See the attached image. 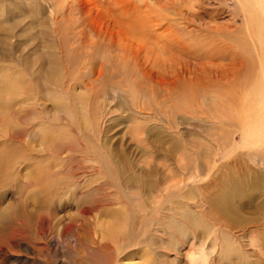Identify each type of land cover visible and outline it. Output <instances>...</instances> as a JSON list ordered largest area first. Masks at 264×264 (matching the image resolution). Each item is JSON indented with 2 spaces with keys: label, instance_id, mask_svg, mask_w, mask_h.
Returning a JSON list of instances; mask_svg holds the SVG:
<instances>
[{
  "label": "rangeland",
  "instance_id": "374dc122",
  "mask_svg": "<svg viewBox=\"0 0 264 264\" xmlns=\"http://www.w3.org/2000/svg\"><path fill=\"white\" fill-rule=\"evenodd\" d=\"M73 1L0 0V94H2L0 100L4 101L0 103L2 111H0V119L3 118L0 122H3L7 128L16 130L18 127V131L26 126V131L25 129L20 131L22 135L17 137L18 142L14 139V142L12 139L9 140L11 135L6 134L7 131L0 133V137L3 135L2 137H6L4 139L7 141H0L2 143L0 146L5 147L3 149L0 147V154L3 152L6 155V150L7 152L10 150L6 161L15 154L13 160L19 162H17L18 166L15 165L17 168L12 164L13 160L10 161L11 164L9 163L14 166L13 169L5 162L3 163L5 170H1L4 169L3 166L0 168V180L7 179L0 183V189L3 188L0 190V210L9 206L8 199L12 200L10 205H13L14 209H19L15 223L19 226L22 220V222L27 221L24 223L31 231H35L33 225L38 216H46L49 221L47 230L45 228L39 232L42 237L40 236L39 242L36 240V244L33 240H27L28 242L12 240L14 249L12 253H7L1 242L16 224H6V226L1 224L0 264H107V262L108 264H202L199 260L202 256L205 262L209 259L207 264H224L220 248L214 247H219L224 240L233 243L232 245L238 249L237 252L246 255L248 264H255L257 260L260 263L258 258L260 251L256 246L251 245L253 244L251 239L254 236L253 224H262L264 220V187H257L260 188V193L242 203L241 223L239 220L231 224L234 227V234L226 229L223 230L227 233L223 232L219 224L214 226L208 219L210 215L215 219L220 218V213L212 210L218 204L215 196L227 188L212 187L213 180L219 174L224 185L228 183L227 179L230 180L231 176L237 175L240 180L247 181V185H244L248 188L249 185L255 184L264 186V183L260 182L261 176L264 175V147L256 146L258 144L244 147L243 130H240L239 124L234 135L232 134L234 129L219 124L233 109L238 111V121L240 119L242 121V116L247 114L242 113L247 106L244 99L248 90L243 88L244 79L241 70L245 69L243 65L246 62L252 61V56L249 57L243 48L240 50L238 47L242 41L241 29H244V26L241 24L242 17L233 19L232 13L236 14L235 11L239 9L237 0ZM79 4L81 5L78 6ZM82 5L85 8L92 7L90 9L93 12L90 11L91 16H88L92 20L87 18L90 13L87 14V8L84 9ZM105 9H107L106 14ZM85 16L88 21L85 20ZM231 48L232 50L237 48L241 54L235 52L236 50L231 52ZM231 53L237 54V57L234 55L233 58ZM239 59L243 60L242 68ZM54 72L55 75L52 76ZM50 80L54 81L51 83ZM27 85L28 87L31 85L30 89L26 88ZM20 87L23 88L20 90ZM122 88L126 89L125 93L128 95L125 98L123 97L125 93L121 94L117 90H123ZM18 89L20 92L17 91ZM114 90L119 94L114 93ZM64 92H67L66 95ZM130 92L132 96L135 95L133 98L129 96ZM8 93L10 96H7ZM3 94H7L8 98L14 94L12 96L14 99H9L10 102ZM145 95L148 103L144 98ZM55 97L61 104L56 102ZM82 97L84 102L81 100ZM25 101L30 107L25 106ZM67 101H70V105L74 103L71 108L67 105ZM23 102L25 104L22 105ZM143 105L145 111L141 108ZM176 105L179 106L178 109ZM225 108L226 116L222 114ZM35 111L39 113L36 114ZM75 111L77 113H74ZM137 112L140 115L136 114ZM87 113L89 117L86 116ZM25 115L27 116L25 123H28L27 119H29L33 123L36 122V125L32 126L31 122L25 125L22 120ZM70 115H74L75 119L69 118ZM144 115L149 116L146 117L148 121L144 120ZM216 115L219 120L215 119ZM5 117L8 120L13 118L14 121L23 122L18 124L12 119L16 126L8 127L13 123ZM168 120L170 125L166 122ZM46 123L51 126L48 124L46 126ZM166 124L168 127L165 126ZM44 125L49 127V131L51 130L46 132L49 140L63 143L61 140L73 138L77 139L78 147H64L62 150L60 148L56 150L54 147L56 153L50 147L48 148L50 151L47 152L51 154L39 151L35 134L40 129L36 127L47 130L43 128ZM44 130L43 133L41 132L43 136ZM139 131L145 132L146 134L143 132L142 134L146 139L149 138L144 141L145 138L139 137L141 136ZM51 132L55 134L53 137L49 134ZM42 135L39 132V142ZM32 136H36L35 139ZM2 137L0 140L3 139ZM10 141L16 143L15 145L20 144L17 145L19 147ZM32 145L35 146V150ZM20 148L26 151L23 153L27 160L22 158L25 156ZM251 150L256 151V155L250 152ZM42 160L47 161L45 163L48 166ZM35 161L39 162L38 165L41 162L43 164L38 166L34 175L27 173L26 168L31 167L36 163ZM9 174L11 178H8ZM30 175L34 179L39 178V175L42 176L43 183L37 180L28 181L27 177ZM123 176L126 178L124 179ZM26 179L31 183H27ZM8 182L10 183L6 184ZM42 186L45 191H41ZM29 193L33 195L30 196ZM48 193L49 195H46ZM117 201L121 202L118 204ZM92 203L94 204L91 205ZM182 206L186 209L188 207L190 213L183 212ZM44 209L49 211L43 212ZM211 210L214 212L209 215ZM99 213H102V216ZM184 214L186 217H183ZM196 216L207 222L205 223L207 229L192 230L189 222L196 219ZM102 217H105V222ZM116 218L122 221L129 218L126 227L129 231L111 235L109 232H113L112 225ZM227 219L230 220L229 216ZM180 222L189 228L186 232L189 235L175 227ZM39 234L36 233L32 237H37ZM95 237L100 239L98 243ZM91 243L93 244L89 246ZM93 245L97 248L92 247ZM260 258L264 261L263 253Z\"/></svg>",
  "mask_w": 264,
  "mask_h": 264
},
{
  "label": "bare ground",
  "instance_id": "6f19581e",
  "mask_svg": "<svg viewBox=\"0 0 264 264\" xmlns=\"http://www.w3.org/2000/svg\"><path fill=\"white\" fill-rule=\"evenodd\" d=\"M73 1V0H72ZM73 2H75V1H73ZM77 2V1H76ZM75 2V3H76ZM88 2V1H87ZM237 2H238V5H239V9L237 10V11H235V12H237L236 14L235 13H232L233 15H234V17H233V19H235V18H237V19H239L238 17H242L243 19V23L241 22V24H243L242 26H244V29H241V35L243 36L242 37V41H240V46L238 45V47H240V50H241V48H243L244 49V52L250 57V56H252V58H251V62H246V64L245 65H243L244 63L240 60L242 57H240V56H238L240 59V61H239V63L241 62L242 64H239V65H241V67L238 65V69L240 70V68H242V65L243 66H245V69L244 70H241V71H243L242 73H243V79H244V81L242 82V84H243V88L247 91L248 90V93L246 94V97H245V103L247 104V106L245 107V109H243L242 110V113L243 114H246L245 116H242V121H241V119L238 121V118H239V114H238V111H236V110H231V111H229V113H227V118L225 119V120H222V121H220V123L219 124H223V126L224 125H226L227 127H229V129H234V131H233V135L236 133V129L237 128H239L238 126H237V124H239L240 125V130H243L242 131V142H243V146L244 147H247V146H252V145H256V144H258V145H256V146H259V147H261V146H263L264 147V0H237ZM79 3V2H78ZM77 3V4H78ZM89 3V2H88ZM95 3V2H94ZM234 3H235V1H234ZM76 4V5H77ZM237 4V3H236ZM81 4H79L78 6H80ZM85 5V4H84ZM87 5V4H86ZM88 6V5H87ZM126 6V5H125ZM82 7L84 8V9H90V8H92V7H84L83 5H82ZM137 7V6H136ZM72 8V7H71ZM77 8H79V7H77ZM104 8V7H103ZM86 9V11H87V14H88V12L90 13V11H91V9L90 10H87ZM112 9V8H111ZM95 10V9H94ZM107 9H105V14H106V11ZM84 12H85V10H84ZM83 12V13H84ZM93 11H91V13H92ZM97 13L99 12V11H96ZM199 12V11H198ZM82 13V12H81ZM91 13L90 14H86L87 15V18H89L88 16H91ZM85 15V14H84ZM97 16V15H96ZM87 18H86V16H85V20H87ZM89 19H91V18H89ZM94 19V18H93ZM98 19V18H97ZM92 20V19H91ZM88 21V20H87ZM92 24V23H91ZM241 26V27H242ZM243 28V27H242ZM234 33V32H233ZM208 34V33H207ZM214 34V33H213ZM233 35V34H232ZM206 36V35H205ZM226 36V35H225ZM241 37V36H240ZM204 40H206V39H204ZM236 41V40H235ZM237 43H238V41H236ZM205 43V42H204ZM231 43H232V41H231ZM234 44V43H233ZM239 44V43H238ZM235 45V44H234ZM236 46V45H235ZM230 47H232L231 45H230ZM237 47V46H236ZM132 49V48H131ZM180 50V49H179ZM231 50H232V48H231ZM234 50H236L235 52H237L238 51V49L237 48H234L231 52H233ZM239 50V51H240ZM238 51V52H239ZM234 52V53H235ZM237 52V53H238ZM239 54H241L240 52H239ZM231 55H233L232 53H231ZM236 57H237V54H234ZM234 55H233V58H234ZM230 56V55H229ZM144 58V57H143ZM244 59V58H243ZM246 59V58H245ZM235 60H237V59H235ZM247 60V59H246ZM245 61V60H244ZM52 62V64H53V60L51 61ZM49 63V62H48ZM29 64V63H28ZM55 64V63H54ZM59 64V63H58ZM238 64V63H237ZM56 66H59V65H56ZM61 66V65H60ZM24 67H26V66H24ZM141 67V66H140ZM143 67V66H142ZM240 67V68H239ZM58 68V67H57ZM231 68V67H230ZM25 69V68H24ZM147 69V68H146ZM27 70V69H26ZM55 70H56V68H55ZM238 70V71H239ZM130 71V70H129ZM213 71V70H212ZM53 72V71H52ZM185 72V71H184ZM143 73V72H142ZM241 73V74H242ZM34 74V73H33ZM33 74H31V75H33ZM52 74V73H51ZM50 74V75H51ZM36 75H37V73H36ZM53 75H55V72L52 74V76ZM57 76V75H56ZM125 76V75H124ZM33 77H34V75H33ZM32 77V78H33ZM58 77V76H57ZM35 78V77H34ZM47 78H49V76H47ZM46 79V78H45ZM54 79V78H53ZM34 80V79H33ZM48 80V79H47ZM57 80V79H56ZM127 81H129V79H126ZM7 81V80H6ZM5 81V82H6ZM46 81V80H45ZM51 81H54V80H50V82ZM58 81V80H57ZM59 82H61V81H59ZM126 82V81H125ZM233 82V81H232ZM20 83H21V80H20ZM19 83V84H20ZM24 83V82H23ZM23 83H22V85H23ZM29 83V82H28ZM47 83V82H46ZM52 83V82H51ZM56 83V82H55ZM122 83H124L123 81H122ZM142 83V82H141ZM241 83V82H240ZM14 84H15V82H14ZM24 84H27V83H24ZM30 84V83H29ZM58 84V83H57ZM128 84V83H127ZM22 85H19V86H22ZM33 85V84H32ZM52 85V84H51ZM77 85V84H76ZM130 85H131V83H130ZM25 85H23V87H24ZM127 86V85H126ZM129 86V85H128ZM18 87V86H17ZM23 87H20L19 89L21 90V88H23ZM28 87V85L26 86V88ZM29 87H31V85L29 86ZM28 87V88H29ZM79 87V86H78ZM142 87V86H141ZM124 88V87H123ZM122 88V89H123ZM128 88H132V87H128ZM138 88V87H137ZM236 88V87H235ZM241 88V87H240ZM19 89L17 90V91H19ZM30 89V88H29ZM78 89V88H77ZM110 90H111V88H110ZM118 90V92L119 93H121V94H123V93H125V91H126V89L123 91V90H120L119 91V89H117ZM117 90H114V93H116L117 92ZM141 90V89H140ZM76 91H78V90H76ZM79 91H81V90H79ZM83 91V90H82ZM127 91H130V90H128L127 89ZM20 92V91H19ZM111 92H112V90H111ZM117 92V93H118ZM123 92V93H122ZM132 92V91H131ZM131 92H130V94H129V96H132V94H131ZM245 92V91H244ZM2 93V92H1ZM10 93V92H9ZM8 93V94H9ZM60 93H61V91H60ZM60 93H58V94H60ZM65 93V92H64ZM67 93V92H66ZM66 93H65V95H66ZM84 93V92H83ZM86 93V92H85ZM113 93V92H112ZM118 93V94H119ZM128 93V92H127ZM10 94H12V92L10 93ZM10 94L9 95H7V94H3L4 95V97L7 95V96H10ZM81 94V93H80ZM120 94V95H121ZM169 94V93H168ZM0 95H2V94H0ZM14 95V94H13ZM12 95V96H13ZM64 95V97H66ZM134 95V94H133ZM137 95V94H136ZM6 96V99L8 98ZM11 96V98L12 99H14L13 97ZM30 96V95H29ZM53 96V95H52ZM56 96V95H55ZM63 96V95H62ZM88 96V95H87ZM117 96V95H116ZM126 96H128V95H126V93H125V96L123 95V97L125 98ZM135 96V95H134ZM134 96H132V98L134 97ZM167 96V95H166ZM61 97V96H60ZM59 97V98H60ZM69 97H71V96H69ZM140 97H144V96H140ZM139 97V98H140ZM2 98V97H1ZM11 98H8V100L9 99H11ZM56 99H57V97H55ZM54 98V99H55ZM62 98V97H61ZM60 98V99H61ZM67 98H68V96H67ZM83 98L84 97H82L81 98V100L83 101ZM144 98H146V95H145V97ZM168 98H170V97H168ZM227 98H229V97H227ZM36 99V98H35ZM52 99V98H51ZM223 99V98H222ZM62 100V99H61ZM67 100V99H66ZM80 100V99H79ZM80 100V101H81ZM91 100V99H90ZM139 100V99H138ZM137 100V101H138ZM140 100H141V98H140ZM235 100V99H234ZM0 101H2V102H0V103H3L4 101L3 100H0ZM10 101V100H9ZM8 101V102H9ZM53 101V103H54V100H52ZM81 101V102H82ZM87 101H89V100H87ZM148 100H147V98H146V102H147ZM11 102V101H10ZM26 102V101H25ZM25 102H23L22 103V105L23 104H25ZM56 102H58V99H57V101ZM63 102V101H62ZM68 102V101H67ZM70 102V101H69ZM69 102H68V106L70 107L71 105H73L74 103H72L71 105L69 104ZM81 102H79V103H81ZM84 102V101H83ZM133 102H134V100H133ZM149 102V101H148ZM147 102V103H148ZM59 103V102H58ZM139 103V102H138ZM154 103V102H153ZM235 103V102H234ZM36 104H37V102H36ZM57 104V103H56ZM59 104H61V103H59ZM102 104V103H101ZM134 104H135V102H134ZM137 104V103H136ZM10 105V104H9ZM53 105V104H52ZM83 105V104H82ZM177 105H178V103H177ZM177 105H176V107H177ZM25 106H28V107H30V105H28L27 104V102H26V105ZM34 106H35V103H34ZM37 106V105H36ZM54 106H55V104H54ZM61 107H62V105H60ZM92 106V105H91ZM95 106V105H94ZM136 106H138V105H136ZM144 106L145 105H143V106H141V108H143L144 109ZM174 106V105H173ZM185 106V105H184ZM183 106V107H184ZM227 106H229V105H227ZM226 106V108H228ZM57 107V106H56ZM79 107H80V105H79ZM176 107H172V108H176ZM179 107V106H178ZM178 107H177V109H178ZM233 107H235V106H233ZM21 108H23V106H21ZM54 108V107H53ZM52 108V109H53ZM63 108H64V106H63ZM71 108V107H70ZM151 108V107H150ZM185 108V107H184ZM223 109L222 110V114L223 115H225L226 116V110L227 109ZM6 109V108H5ZM4 109V110H5ZM25 109H26V107H25ZM29 108H27V110H28ZM36 108H34V110H35ZM56 109V108H55ZM137 109V108H136ZM135 109V110H136ZM138 109H139V106H138ZM149 109V108H148ZM153 109V108H152ZM229 109V108H228ZM68 110V109H67ZM71 110H73V109H71ZM81 110H82V108H81ZM93 110V109H92ZM104 110V109H103ZM133 110V109H132ZM140 110H142V109H140ZM156 110H158V109H156ZM174 110H176V109H174ZM219 110V109H218ZM216 111V113H218L219 111ZM1 111V110H0ZM18 111V110H17ZM16 110H15V112H17ZM23 111H24V109H23ZM50 111V110H49ZM52 111H56V110H52ZM84 111H86V110H84ZM143 111V110H142ZM141 111V112H142ZM144 111H145V109H144ZM2 112V111H1ZM11 112V111H10ZM19 112V111H18ZM26 112V111H25ZM30 112V111H29ZM66 112V111H65ZM70 112V111H69ZM68 112V113H69ZM93 112V111H92ZM105 112V111H104ZM6 113V112H5ZM35 113L36 114H38L39 112L38 111H35ZM56 113V112H55ZM54 113V114H55ZM74 113H77L76 111L74 112ZM83 113V112H82ZM85 113V112H84ZM100 113H102V112H100ZM168 113V112H167ZM28 114V111H27V113H26V115ZM34 114V113H33ZM57 114V113H56ZM69 114H71V112L69 113ZM136 114H139L140 115V113L139 112H137ZM146 114V113H145ZM25 115V116H26ZM29 115H31V114H29ZM67 115V114H66ZM81 115V114H80ZM80 115H79V117H80ZM88 115V117H89V114L87 113L86 114V116ZM102 115V114H101ZM105 115H107L106 113H105ZM104 115V116H105ZM162 115H163V113H162ZM162 115H160V116H162ZM23 117V119L22 120H24V123L26 122L25 120H26V118H27V116L26 117ZM36 116V115H35ZM62 116V115H61ZM82 116V115H81ZM84 116V115H83ZM103 116V115H102ZM102 116H100L101 117V120H102ZM141 116H143V115H141ZM0 117H1V115H0ZM12 117V116H11ZM30 117V116H29ZM28 117V118H29ZM33 117V116H32ZM56 117V116H55ZM65 117V116H64ZM66 117H68V116H66ZM74 118V115H70L69 116V118ZM85 117V116H84ZM87 117V118H88ZM92 116H91V113H90V118H91ZM136 117V116H135ZM139 117V116H138ZM146 117H149V116H145L144 115V120H147V118ZM154 117V116H153ZM25 118V119H24ZM61 118V117H60ZM68 118V120H69V122L71 123L72 121L70 120ZM78 118V117H77ZM76 118V119H77ZM89 118V119H90ZM94 118V117H93ZM96 118H98V117H96ZM146 118V119H145ZM158 118H159V116H158ZM223 118V117H222ZM3 119V118H2ZM2 119H0V120H2ZM5 119H6V117H5ZM13 119V118H12ZM12 119H10L11 120V123H13V121H14V119H13V121H12ZM65 119V118H64ZM75 119V118H74ZM85 119H86V117H85ZM103 119H105V117L103 118ZM124 119V118H123ZM126 119V118H125ZM154 119H155V117H154ZM166 119H168V118H166ZM215 119H217V120H219L218 119V117H217V115L215 116ZM6 120H8V119H6ZM10 120H8V121H10ZM17 120H19V119H17ZM21 120V122H18V121H14V122H18V124H20V123H22L23 121ZM28 120V123H25V125H29V123L31 122V121H29V119H27ZM31 120V119H30ZM56 120H57V118H56ZM61 120V119H60ZM83 120V119H82ZM128 120H130V119H128ZM156 120H159V119H156ZM156 120H153V121H156ZM160 120H161V118H160ZM159 120V121H160ZM170 120V119H169ZM166 121V122H169L168 123V125H170V121H172V120H170V121ZM34 121V120H33ZM36 121H38V120H36ZM44 122H47V121H45V120H43ZM65 121V120H64ZM91 121V120H90ZM143 121V120H142ZM148 121V120H147ZM39 122H40V120H39ZM58 122V121H57ZM85 122V121H84ZM94 122V121H93ZM161 122V121H160ZM32 123V126H33V124H35L36 125V122L35 123H33V122H31ZM38 123V122H37ZM69 123V124H70ZM82 123V122H81ZM142 123H144V122H142ZM152 123V122H151ZM150 123V124H151ZM154 123V122H153ZM156 123V122H155ZM162 123H163V121H162ZM172 123V122H171ZM175 123V122H174ZM215 123H217V122H215ZM7 124V123H6ZM9 124H10V122H9ZM42 124V123H41ZM47 124L48 123H46V126H47ZM52 124V123H51ZM71 124H73V122L71 123ZM75 124V123H74ZM85 124V123H84ZM87 124V123H86ZM85 124V125H86ZM99 124V123H98ZM101 124V123H100ZM157 124H159V122L157 123ZM157 124H156V126H157ZM165 124V123H164ZM178 123H176V125H177ZM212 124V123H211ZM24 125V124H23ZM24 125V126H25ZM31 125V124H30ZM40 125V124H39ZM68 125V124H67ZM66 125V126H67ZM155 125V124H154ZM172 125V124H171ZM10 126H13V127H15L16 125H15V123H13V124H10V125H8V127H10ZM20 126H22V125H20ZM19 126V127H20ZM24 126H22V128L24 127ZM43 126V125H42ZM45 125H44V127L43 128H46L47 130H44V132H45V135L43 136L42 135V129L40 128V127H36V129H40L39 130V132H40V135H42L43 137L41 138V142H39L38 140V136H39V132L36 130L35 132L38 134H35L36 136H37V138H36V140L38 141V143H39V145H38V143H37V141H35L36 142V145H37V147L40 149L39 151H45V154L46 153H49V154H51L50 152H47V151H50V149L51 150H54L53 152L54 153H56V150L58 149V148H60L61 150H62V148H64V147H69V148H77L78 147V144H77V139L75 140V139H73V138H67V139H64V140H61L63 143H55V142H53V141H51V140H49L48 139V137L47 136H49L48 135V133H47V135H46V132L47 131H49V127L47 128ZM48 126H51V125H49L48 124ZM69 126V125H68ZM82 126V125H81ZM89 126V125H88ZM145 126V125H144ZM148 126H149V124H148ZM162 126H164V125H162ZM165 126H167V124L165 125ZM175 126V125H174ZM174 126H172V128L174 127ZM212 126V125H211ZM218 126V125H217ZM26 127V126H25ZM23 128V130L25 129V131H26V128ZM57 127V126H56ZM80 127V126H79ZM141 127V126H140ZM140 127H139V129H140ZM147 127V126H146ZM168 127V126H167ZM171 127V126H170ZM18 128V127H17ZM16 128V130L15 129H12L11 127L10 128H7V127H5V124L3 123V122H0V133L2 134V133H6V131L8 132V133H6V134H10L11 136V138H8L9 136L8 135H6V136H8L7 138L9 139V140H15V141H17L18 142V140H17V137L21 134V132L23 131L22 129H20L19 131H18V129ZM64 128H65V126H64ZM87 128V127H86ZM164 128H166V127H164ZM164 128H161V129H164ZM171 128V129H172ZM175 129H176V127H174ZM179 128V127H178ZM35 129V128H34ZM62 129V128H61ZM69 129V128H68ZM80 129V128H79ZM91 129H92V127H91ZM145 128H143V130H144ZM151 129V128H150ZM160 129V130H161ZM170 129V128H169ZM170 129V130H171ZM22 130V131H21ZM33 130V129H32ZM59 130V129H58ZM57 130V131H58ZM66 130V129H65ZM147 130V129H146ZM149 130V129H148ZM228 130V129H227ZM21 131V132H20ZM51 131V130H50ZM49 131V132H50ZM55 131V130H54ZM84 131V130H83ZM150 131V130H149ZM148 131V132H149ZM152 131V130H151ZM159 131V130H158ZM163 131V130H162ZM169 131V130H168ZM175 131V130H174ZM176 131H178V130H176ZM9 132H11V133H9ZM31 132H33V131H31ZM42 132V133H41ZM62 132H64V131H62ZM70 132V131H69ZM140 132V131H139ZM143 132V131H142ZM142 132H140L139 134L141 135V136H139L140 138L142 137V139L143 138H145L144 139V141H146L147 139H146V137L142 134ZM153 132V131H152ZM160 132V131H159ZM228 132V131H227ZM24 133V132H23ZM29 133H30V131H29ZM71 133V132H70ZM135 132H133V134H134ZM143 133H145V132H143ZM150 134H151V132H149ZM226 133V132H225ZM229 133H231L230 131H229ZM50 135L52 134V132L51 133H49ZM137 134V133H136ZM146 134V133H145ZM153 134V133H152ZM22 135V134H21ZM30 135H31V133H30ZM32 135H34V133L32 134ZM55 135V134H54ZM53 134H52V137L54 136ZM67 135V134H66ZM69 135V134H68ZM143 135V136H142ZM3 136V135H2ZM1 136V137H2ZM24 136V135H23ZM36 136H32V138L33 139H35V137ZM65 136V135H64ZM138 136V134L136 135V137ZM148 136V135H147ZM150 136V135H149ZM0 137V138H1ZM30 137V136H29ZM62 137H63V135H62ZM135 137V136H134ZM3 139L2 140H0V141H6V139H4V138H6V137H2ZM27 138V137H26ZM50 138V137H49ZM75 138V137H74ZM139 138V139H140ZM21 139V138H20ZM19 139V140H20ZM30 138H28V140H29ZM56 139H58V138H56ZM62 139V138H61ZM235 139V138H234ZM14 140H13V142H14ZM28 140L26 141V142H28ZM55 140V139H54ZM59 140V139H58ZM232 140V139H231ZM21 141H22V139H21ZM31 141V140H30ZM142 141V140H141ZM7 142V141H6ZM11 143H12V141H10ZM24 141H22V143H23ZM34 142V143H35ZM143 142V141H142ZM31 143V142H30ZM30 143H28V144H30ZM34 143H32V144H34ZM150 143H151V141H150ZM149 143V144H150ZM2 143H0V145H1ZM5 144V143H4ZM10 143H8V145H9ZM13 144V143H12ZM16 144V143H15ZM15 144H13V145H15ZM26 144V143H25ZM58 144V145H57ZM8 145H7V147H8ZM12 145V146H13ZM17 145H20V144H17ZM17 145H15V146H17ZM2 146V145H1ZM0 146V147H1ZM4 146H6V144L4 145ZM11 146V147H12ZM30 147H31V145H29ZM158 146V145H157ZM17 147H19V146H17ZM23 147V146H22ZM32 147L34 148L35 146H33L32 145ZM50 147H52V148H50ZM54 147H56V150L54 149ZM236 147V146H235ZM3 148H5V147H3ZM2 147H1V149H3ZM10 148V147H9ZM15 148V147H14ZM48 148H50L49 150H48ZM157 148V147H156ZM221 148V147H220ZM249 148V147H248ZM16 149V148H15ZM21 149V151L24 149H22V148H20ZM32 149V148H31ZM30 149V150H31ZM59 149V150H60ZM5 150V149H4ZM33 150H35V148L33 149ZM78 150V149H77ZM81 150V149H80ZM79 150V151H80ZM84 150V149H83ZM244 150V149H243ZM9 152H10V150H8ZM32 151V150H31ZM36 151L38 152V150H37V148H36ZM154 151H155V149H154ZM9 152H7V150H6V155L5 154H3V152H1L2 154H0V168L3 166V163L5 162V164L7 163V165L10 163V161L11 160H13V159H15V154H13V155H11V157H9V159L6 161V159H7V157L10 155L9 154ZM23 152H25L26 153V151H22V154H24L23 156H25V153H23ZM42 152V155L44 154ZM59 152H61V151H59ZM74 152V151H73ZM81 152V151H80ZM84 152V151H83ZM150 152V151H149ZM250 152H252V153H255V152H253V150H251ZM249 152V153H250ZM53 153V154H54ZM58 153V152H57ZM70 153V152H69ZM252 153H250V154H252ZM19 154V153H18ZM21 154V153H20ZM28 154V153H27ZM26 154V155H27ZM48 154V155H49ZM74 155V154H73ZM82 155V154H81ZM86 155H87V153H86ZM89 155V154H88ZM92 155V154H91ZM255 155H256V153H255ZM45 156V155H44ZM44 156H43V158H44ZM70 156V155H69ZM77 156H79V155H77ZM97 156V155H96ZM16 157H18L17 155H16ZM22 157V156H21ZM31 157V156H30ZM72 157V156H71ZM92 157V156H91ZM23 159H25V158H27L26 156L25 157H22ZM51 158V157H50ZM53 158V157H52ZM51 158V159H52ZM78 158V157H77ZM47 159V158H46ZM50 159V160H51ZM85 159V158H84ZM93 159V158H92ZM91 159V160H92ZM98 159V158H97ZM100 159V158H99ZM25 160H27V159H25ZM31 160H32V158H31ZM87 160V159H86ZM101 160V159H100ZM109 159H107V161H108ZM113 160V159H112ZM14 161V162H13ZM13 161H11L12 162V164L15 166V165H19L18 163V161H16L15 162V160H13ZM41 160H39V162H40ZM85 161V160H84ZM93 161H94V159H93ZM114 161V160H113ZM112 161V162H113ZM244 161V160H243ZM18 162V163H17ZM36 162V161H35ZM39 162H36V163H34V164H32L31 165V167H27L26 168V171H27V173L29 172V173H33V175H34V173H37L36 171L38 170L37 168H39L38 166L39 165H41V163L42 162H44L43 160H42V162L38 165V163ZM45 162H47V161H45ZM44 162V163H45ZM97 162V161H96ZM104 162V161H103ZM14 163H17V164H14ZM64 163V162H63ZM95 163V162H94ZM11 164V163H10ZM8 165V167L10 166V168L12 167V169L14 168V166H11V165ZM29 164V163H28ZM31 164V163H30ZM43 164V163H42ZM46 164V163H45ZM62 164V163H61ZM78 164V163H77ZM24 165V164H23ZM47 165V164H46ZM57 165V164H56ZM80 165V164H79ZM94 165V164H93ZM102 165V164H101ZM113 165V164H112ZM17 166H15L16 168H17ZM21 166V165H20ZM25 166H27L26 164H25ZM43 166V165H42ZM48 166V165H47ZM61 166V165H60ZM62 166H64V165H62ZM95 166V165H94ZM108 167V166H107ZM116 167V166H115ZM152 167H153V165H152ZM151 167V168H152ZM3 168H4V166H3ZM42 168H44V167H42ZM101 168V167H100ZM9 169V168H8ZM45 169V168H44ZM67 169H68V167H67ZM79 169V168H78ZM97 169V168H96ZM95 169V170H96ZM154 169V168H153ZM1 170H5V168L4 169H1ZM0 170V171H1ZM16 169H14V171H15ZM47 170V169H46ZM74 170V169H73ZM82 170V169H81ZM101 170H102V168H101ZM19 171V170H18ZM17 171V172H18ZM49 171V170H48ZM66 171V170H65ZM70 171V170H69ZM76 171V170H75ZM111 171V170H110ZM7 172H9V171H7ZM16 172V171H15ZM79 172V171H78ZM120 172H121V170H120ZM119 172V173H120ZM251 172V171H250ZM10 173V172H9ZM67 173V172H66ZM98 173V172H97ZM101 173V172H100ZM137 173V172H136ZM1 174H3V171H2V173ZM14 174H16V173H14ZM14 174H13V176H14ZM19 174H20V172H19ZM52 174H53V172H52ZM51 174V175H52ZM69 174H71V173H69ZM78 174V173H77ZM257 174V173H256ZM10 175V174H9ZM37 174H35V176H36ZM72 175V174H71ZM121 175V174H120ZM233 175V174H232ZM252 175V174H251ZM8 176V175H7ZM22 176V175H21ZM27 176V175H26ZM89 176V175H88ZM122 176V175H121ZM250 176V175H249ZM12 176L10 175V177H8V178H11ZM63 177V176H62ZM61 177V178H62ZM124 177V176H123ZM225 177V176H224ZM65 178V177H64ZM67 178H68V176H67ZM89 178H92V177H89ZM126 177H124V179H125ZM23 179H25L24 177H23ZM27 179H28V181H33V180H37V181H39V182H42L43 181V177L41 176L40 177V175H39V178H37V179H34V177L33 176H28L27 177ZM27 179L25 180L27 183H31V182H28L27 181ZM133 179V178H132ZM242 179V178H241ZM254 179V178H253ZM263 179V180H262ZM7 180V179H6ZM5 180V181H6ZM16 180H18V178L16 179ZM128 180V179H127ZM224 180V179H223ZM1 182V184H2V182H5V181H3V180H0ZM101 181V180H100ZM214 182H218V183H212V187H227V188H225L224 190H221V192L220 191H218L217 189V192H220L219 194H218V196L216 195H214L215 196V198L217 199V203L218 204H216L214 207L215 208H212V210H217V212H219L220 213V218L217 216V218H219V219H215V218H213L211 215H210V213L211 212H214V211H210L209 212V215H210V218H208V219H210L211 220V222H213V224H214V226L216 225V224H219V228L220 229H222V231L223 232H225L223 229H226V230H228V231H230L232 234H234L233 233V230H234V227L231 225L232 223H234V222H238L239 220H240V223H241V216H242V210H240V207H241V205H242V203L244 202V201H249L250 199H252L253 197H255V196H257L259 193H260V188H257V187H264L263 185L262 186H257L255 183H253V184H255L254 186H252V185H249V187L250 188H248V186H246L247 184V181L246 180H240V177H238L237 175H235L234 177H230V180L229 179H227L226 181H228V183L227 184H225L224 185V181H222V179L220 178V174H219V176H217V178L215 179V180H213ZM248 181H250V180H248ZM57 182V181H56ZM91 182V181H90ZM128 183H129V181H127ZM251 182V181H250ZM249 182V183H250ZM253 182V181H252ZM258 182V181H257ZM260 182L263 184L264 183V175H262L261 176V179H260ZM10 182H8V183H6V184H9ZM21 183H22V181H21ZM43 183V182H42ZM121 183V182H120ZM259 183V182H258ZM16 184V183H15ZM25 184V183H24ZM37 184H39V183H37ZM57 184V183H56ZM59 184V183H58ZM77 184V183H76ZM84 184V183H83ZM244 184H246V185H244ZM28 185V184H27ZM30 185H32V184H30ZM60 185V184H59ZM87 185V184H86ZM115 185V184H114ZM211 185V184H210ZM1 186V185H0ZM25 186H26V184H25ZM40 186V185H39ZM46 186H48V185H46ZM11 187H13V185L11 186ZM41 187V186H40ZM39 187V188H40ZM88 187V186H87ZM117 187V186H116ZM6 188V187H5ZM23 188H24V185H23ZM26 188V187H25ZM64 188V187H63ZM81 188V187H80ZM110 188V187H109ZM3 189V188H2ZM2 189H0V190H2ZM27 189V188H26ZM57 189V188H56ZM198 189V188H197ZM196 189V190H197ZM207 189V188H206ZM213 189V188H212ZM20 190H22V189H20ZM65 190V189H64ZM68 190V189H67ZM12 191V190H11ZM24 191V190H23ZM23 191H21V193L23 192ZM30 191V190H29ZM33 191V190H32ZM41 191H45V189H44V187L42 186V188H41ZM214 191V190H213ZM3 192V191H2ZM7 192V191H6ZM10 192V191H9ZM34 192V191H33ZM170 192V191H169ZM34 193H36V191L34 192ZM49 193H50V191H49ZM49 193L48 194H46V195H49ZM215 193V192H214ZM13 194V193H12ZM18 194L20 195V193L18 192ZM17 194V195H18ZM25 193H23V195H24ZM44 194V193H43ZM125 194V193H124ZM170 195H172V193H169ZM174 194H176L175 192H174ZM179 194V193H178ZM213 194V193H212ZM4 195H5V190H4ZM18 195V196H19ZM29 195H30V193H29ZM33 195V194H32ZM32 195H30V196H32ZM100 195V194H99ZM98 195V196H99ZM121 195V194H120ZM177 195V194H176ZM206 194L204 193V196H205ZM1 196V195H0ZM25 196H27V195H25ZM40 196V195H39ZM211 196H213V195H211ZM14 196H12V198H13ZM21 197V196H20ZM45 197V196H44ZM48 197V196H47ZM173 197V196H172ZM181 197H182V195H181ZM11 198V197H10ZM11 198V199H12ZM24 198V196L22 197V199ZM52 198V197H51ZM102 198V197H101ZM115 198V197H114ZM119 198V197H118ZM183 198V197H182ZM16 199V198H15ZM18 199H19V197H18ZM36 199H37V197H36ZM62 199V198H61ZM112 199V198H111ZM110 199V200H111ZM165 199V198H164ZM203 199V198H202ZM212 199V198H211ZM17 200V199H16ZM41 200V199H40ZM91 200V199H90ZM93 200V199H92ZM172 200V199H171ZM192 200V199H191ZM8 203H7V205H9V206H6L5 208H4V210H0V225L1 224H3L4 226H6V224H11V223H15V220L17 219V215H18V210L19 209H14V206L12 205H10L11 204V201H10V199H8ZM29 201V200H28ZM38 201V200H37ZM127 201H128V199H127ZM164 201V200H163ZM200 201V200H199ZM215 202H216V200H214ZM16 202V201H15ZM49 202V201H48ZM78 202V201H77ZM107 202H109V201H107ZM118 202V201H117ZM121 202V201H120ZM120 202H118V204L120 203ZM166 202V201H165ZM185 202V201H184ZM209 202V201H208ZM81 203V202H80ZM91 203V202H90ZM95 203V202H94ZM94 203H92L91 205H93ZM105 203H106V201H105ZM111 203L112 204H114L112 201H111ZM124 203V202H123ZM128 203V202H127ZM163 203V202H162ZM168 203V202H167ZM198 203V202H197ZM33 204V203H32ZM165 204V203H164ZM189 204V203H188ZM24 205V204H23ZM54 205V204H53ZM52 205V206H53ZM84 205V204H83ZM99 205V204H98ZM101 205V204H100ZM115 205V204H114ZM129 205V204H128ZM163 205V204H162ZM162 205H161V207H162ZM187 205V204H186ZM206 205V204H205ZM218 205V206H217ZM95 207H97V205H94ZM93 206V207H94ZM164 206V205H163ZM201 206H203V205H201ZM91 207V206H90ZM183 207V206H182ZM188 207H189V205H188ZM187 207V209L185 208V207H183L182 208V210H184L183 212H186V214H189L190 212H188L189 210V208ZM192 207V206H191ZM194 207V206H193ZM204 208H205V206H203ZM207 207V206H206ZM211 207V206H210ZM1 208V207H0ZM54 208V207H53ZM99 208H101V207H99ZM110 208V207H109ZM132 208V207H131ZM195 208V207H194ZM23 209V208H22ZM78 209V208H77ZM86 209V208H85ZM179 209V208H178ZM197 209V208H196ZM48 209H44V211L43 212H45V211H47ZM110 210V209H109ZM132 210V209H131ZM134 210V209H133ZM180 210V209H179ZM199 210V209H198ZM23 211V210H22ZM49 211V210H48ZM103 211H105V210H103ZM107 211V210H106ZM27 212V211H26ZM111 212V211H110ZM121 212H122V210H121ZM198 212V211H197ZM196 212V213H197ZM200 212V211H199ZM29 213V212H28ZM120 213V212H119ZM128 213V212H127ZM262 213V212H261ZM34 214V213H33ZM45 214V213H44ZM79 214V213H78ZM100 214V213H99ZM102 214V213H101ZM100 214V215H101ZM104 214V213H103ZM122 214H123V212H122ZM121 214V215H122ZM131 214H133V213H131ZM186 214H184V216L183 217H186L185 215ZM203 214V213H202ZM201 214V215H202ZM212 214V213H211ZM37 215V214H36ZM80 215V214H79ZM85 215V214H84ZM109 215V214H108ZM194 215H196V214H194ZM206 215V214H205ZM219 215V214H218ZM260 215V214H259ZM102 216V215H101ZM101 216H100V219H101ZM104 216V215H103ZM119 216V215H118ZM123 216V215H122ZM192 216V215H191ZM200 216V215H199ZM199 216H196V219L194 218L192 221H190L189 222V225L193 228L192 230L193 231H198V230H204V229H207V227H206V224L205 223H207L203 218H199ZM216 216V215H215ZM229 216V218H230V220H228L227 219V217ZM261 216V215H260ZM47 217H49V216H47ZM110 217V216H109ZM127 217V216H126ZM171 217V216H170ZM193 217V216H192ZM24 218V217H23ZM103 218V217H102ZM108 218V217H107ZM243 218V217H242ZM104 219V222H105V217L103 218ZM117 219V218H116ZM114 220L113 221V225H112V228H113V232L112 231H110L109 233H111V235L112 234H119V233H123L124 231H126L127 230V220L129 219H123V221L122 220H119V218L117 219V220ZM51 220V219H50ZM96 220H97V218H96ZM248 220V219H247ZM252 220V219H251ZM253 220H255V219H253ZM23 221V220H22ZM20 222V225L18 226L16 223V226H14L13 224V226L14 227H12L11 228V230H10V232H9V234L7 235V237L5 236V240L4 241H2L1 242V245H3L4 247H5V249L7 250V253H12V252H14L13 250V245H12V240H15V239H19V240H25V241H27V240H33L34 242H35V244H36V242L38 241H40L41 240V237H42V235H40L39 234V232L40 231H42L43 229H45L46 227H48V225H49V221H48V219L46 218V216H43V215H40V216H38L36 219H35V221H34V225H33V228H34V230L35 231H33V235H32V231L28 228V226L24 223V222H26L27 223V221H24V222ZM30 221V220H29ZM65 221V220H64ZM73 221V220H72ZM74 221H76V220H74ZM132 221V220H131ZM135 221V220H134ZM246 221V220H245ZM77 222V221H76ZM98 222H99V219H98ZM97 222V223H98ZM103 222V221H102ZM101 222V223H102ZM103 222V223H104ZM176 222V221H175ZM177 222H179V221H177ZM242 222H243V220H242ZM68 223H69V221H68ZM79 222H77V224H78ZM244 223V222H243ZM247 223V222H246ZM96 224V223H95ZM112 224V223H111ZM130 224V223H129ZM58 225H60V226H62L61 224H58ZM73 226H76V225H74V224H72ZM71 225V226H72ZM96 225H98V224H96ZM102 225V224H101ZM107 225V224H106ZM106 225H105V227H106ZM134 225V224H133ZM59 226V227H60ZM67 226V225H66ZM93 226V225H92ZM173 226V225H172ZM174 226H175V224H174ZM253 228H254V236L252 237V239H251V242L253 243V244H251V245H253L254 247L256 246V248L258 249V251H260L259 252V259H260V263H259V260H257L256 262H255V264H262L264 261H263V259L262 258H260L261 257V254L263 253V256H264V220L262 221V224L260 223V224H258V223H254L253 224ZM58 227V226H57ZM64 227V226H63ZM97 227V226H96ZM177 229H179L181 232H183V233H186V232H188L187 231V226L185 225H182L181 224V222H180V224L178 225V223H177V225L175 226ZM32 228V227H31ZM50 228V227H49ZM77 228V227H76ZM174 228V227H173ZM60 229V228H59ZM61 229H62V227H61ZM65 229V228H64ZM67 229V228H66ZM70 229V228H69ZM46 230H47V228H46ZM100 230V229H99ZM165 230V229H164ZM168 230V229H167ZM176 230V229H175ZM188 230H189V228H188ZM50 231V230H49ZM56 231H58V230H56ZM127 231H129V230H127ZM177 231V230H176ZM179 231V232H180ZM206 231V230H205ZM209 231V230H208ZM104 232V231H103ZM169 232H172L171 230H169ZM168 232V233H169ZM212 232V231H211ZM253 232V231H252ZM4 233V232H3ZM6 233V232H5ZM39 234L37 237H32V236H34V234ZM47 233H49V232H47ZM58 233H59V235H60V232L58 231ZM62 233V232H61ZM68 233V232H67ZM214 233H216V231L214 232ZM225 233H227V232H225ZM46 234V233H45ZM96 234V233H95ZM139 234V233H138ZM137 234V235H138ZM187 235H189L188 233H186ZM208 234V233H207ZM213 234V233H212ZM100 235V234H99ZM174 235V234H173ZM4 236V235H3ZM41 236V237H40ZM43 236H44V234H43ZM49 236V235H48ZM238 236V235H237ZM84 237V236H83ZM83 237H82V239H83ZM92 238H93V236H91ZM215 237V236H214ZM46 238V237H45ZM95 238H97V237H95ZM102 238H103V236H102ZM107 238V237H106ZM222 238V237H221ZM2 239V238H1ZM44 239V238H43ZM80 239V238H79ZM87 239V238H86ZM90 239V238H89ZM98 239V238H97ZM96 239V240H97ZM104 239V238H103ZM153 239V238H152ZM220 239V238H219ZM226 239V238H225ZM37 240V241H36ZM46 240V239H45ZM93 240V239H92ZM92 240H91V242H92ZM129 240V242H130V239H128ZM166 240V239H165ZM164 240V241H165ZM228 240V239H227ZM82 241V240H81ZM94 241V240H93ZM100 241V239H98L97 240V243ZM119 241V240H118ZM121 241H122V239H121ZM213 241H215V240H213ZM28 242V241H27ZM88 242V241H87ZM106 242V241H105ZM105 242H102V243H105ZM122 242H124V241H122ZM216 242V241H215ZM214 242V243H215ZM30 243V242H29ZM41 243V242H40ZM43 243H44V241H43ZM86 243V242H85ZM101 243V242H100ZM38 244V243H37ZM93 243H91L89 246H91ZM163 244V243H162ZM172 244H174L173 242H172ZM213 244V243H212ZM233 243H229L228 241H226V240H224L223 242H222V244L219 246V247H216V246H214L215 248H220V253H222V255H223V258L221 257V259H222V262H224V264H240V262H244L243 264H248V258H247V256L246 255H243V254H240L239 252H237L238 251V249L237 248H235L233 245H232ZM39 245V244H38ZM37 245V247L39 248V246ZM46 245V244H45ZM102 245V244H101ZM216 245H218V244H216ZM35 246V245H34ZM132 246V245H131ZM92 247H96L97 248V246H92ZM120 247V246H119ZM122 247V246H121ZM128 247V246H127ZM133 247V246H132ZM111 248V247H110ZM129 248H130V246H129ZM128 248V249H129ZM107 249V248H106ZM109 249V248H108ZM211 249V248H210ZM250 249V248H249ZM41 250H42V248H41ZM46 250V249H45ZM95 250V249H94ZM113 250V249H112ZM219 250V249H218ZM2 251V248H0V252ZM91 251V250H90ZM92 252V251H91ZM95 252V251H94ZM97 252V251H96ZM210 252V251H209ZM90 253V252H89ZM106 253V252H105ZM104 253V254H105ZM132 253V252H131ZM253 253V256H255L254 255V252H252ZM19 254V253H18ZM126 254V253H125ZM84 255V254H83ZM208 255V254H207ZM211 255H212V253H211ZM248 255V254H247ZM129 256V255H128ZM205 256V255H204ZM210 256V255H209ZM216 256V255H215ZM220 256H221V254H220ZM133 257V256H132ZM212 257V256H211ZM249 257V256H248ZM251 257V256H250ZM121 258V257H120ZM140 259V258H139ZM143 259V258H142ZM142 259H140V260H142ZM210 259H212V258H210ZM250 259V258H249ZM253 259V258H252ZM128 260V259H127ZM195 260V259H194ZM199 260L202 262V264H207V262L209 263V259L205 262L204 261V258H203V256L202 257H199ZM213 260V259H212ZM254 260V259H253ZM252 260V261H253ZM136 261V260H135ZM111 262V261H110ZM132 262V261H131ZM134 262V261H133ZM144 262V261H143ZM146 262V261H145ZM200 262V263H201ZM118 263V262H117ZM135 263V262H134ZM195 263H197V262H195ZM107 264H108V262H107ZM125 264V263H124ZM131 264V263H130ZM137 264V263H136ZM198 264V263H197ZM211 264V263H210ZM213 264V263H212ZM242 264V263H241ZM254 264V263H253Z\"/></svg>",
  "mask_w": 264,
  "mask_h": 264
}]
</instances>
